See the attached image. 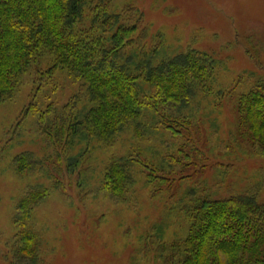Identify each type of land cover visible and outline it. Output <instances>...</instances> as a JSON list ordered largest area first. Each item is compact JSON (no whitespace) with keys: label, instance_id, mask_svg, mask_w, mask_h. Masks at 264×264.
<instances>
[{"label":"trees","instance_id":"16d2710c","mask_svg":"<svg viewBox=\"0 0 264 264\" xmlns=\"http://www.w3.org/2000/svg\"><path fill=\"white\" fill-rule=\"evenodd\" d=\"M148 38L141 14L130 7L114 12L109 0H0V103L12 100L21 78L43 61L46 69L38 81L59 72L77 85V94L58 112L49 107L38 113L32 102L22 113L24 118L38 114L40 134L53 151L54 189H62L57 179L64 166L68 176L76 174V186L85 193L93 172L91 141L112 147L128 131L141 142L156 133L181 139L162 159L159 154L147 157L140 146L110 158L100 189L112 200L129 202L137 168L152 196L165 188L170 194L180 191L173 211L185 224V234L171 244L157 243L162 264H264V183L261 197L233 193L216 198L222 170L233 162L223 165L218 161L223 157L210 156L204 125L192 114L195 102L212 93L217 62L195 50L156 62L158 46L147 43ZM225 99L233 104L236 136L264 158V83L238 96L218 92L215 107ZM81 143L86 147L71 156ZM14 164L18 174L39 165L31 153L19 155ZM205 172L210 173L208 188L181 187ZM47 195L43 187L32 188L16 206V264H39L29 223ZM152 230L158 234L161 228Z\"/></svg>","mask_w":264,"mask_h":264},{"label":"rangeland","instance_id":"374dc122","mask_svg":"<svg viewBox=\"0 0 264 264\" xmlns=\"http://www.w3.org/2000/svg\"><path fill=\"white\" fill-rule=\"evenodd\" d=\"M109 1L114 12L130 7L141 14L149 33L147 43L158 46L156 62L188 50L205 53L217 62L209 86L212 93L197 100L192 113L204 125L212 147L210 156L223 157L218 158L223 165L227 160L233 162L222 170L224 180L219 178L216 198L233 193H257L261 197L264 158L258 155V149L249 148L236 136L232 102L225 99L215 107V97L218 92L238 96L264 83V0ZM45 69V61L31 68L21 78L14 98L0 103V264H16V206L27 191L38 187L48 191L29 223L37 238L39 264H162L156 253L157 243L171 244L185 234V224L173 211L180 191L172 190L170 194L165 188L152 196L143 172L135 168L131 198L122 203L105 195L99 179L110 158L124 155L134 146L147 150V157L159 154L162 159L174 150L171 147L182 143L181 139L174 141L168 134L156 133L141 142L128 131L112 147L91 141L88 148L93 154V172L85 193L80 194L76 186V174L68 176L63 165L57 179L62 189H54L56 176L50 175L49 167L53 151L40 134L38 114L24 118L22 113L32 102L38 113L49 107L58 112L77 94L78 87L59 72L38 81V73ZM38 86L40 90L36 91ZM83 106L80 103L79 107ZM85 147L86 143L76 145L70 155L75 156ZM23 153H31L39 163L35 171H15L14 159ZM206 173L197 174L200 177L185 181L181 187H196L197 191L208 188L210 173ZM174 180L177 182L178 177ZM154 226L161 228L158 234L153 233ZM150 237H154L153 242Z\"/></svg>","mask_w":264,"mask_h":264}]
</instances>
